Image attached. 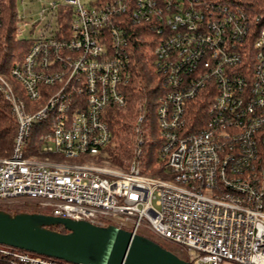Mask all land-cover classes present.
<instances>
[{
	"label": "built area",
	"instance_id": "obj_1",
	"mask_svg": "<svg viewBox=\"0 0 264 264\" xmlns=\"http://www.w3.org/2000/svg\"><path fill=\"white\" fill-rule=\"evenodd\" d=\"M49 4L56 28L32 39L14 81L0 72L18 123L10 153L0 149L9 153L0 205L30 200L39 212L116 225L175 244L195 264H264V2ZM25 25L18 19L17 39ZM141 42L152 45L161 88L154 113L144 102L135 116L123 169L102 155ZM155 127L168 177L144 172ZM31 252L0 244V264H74Z\"/></svg>",
	"mask_w": 264,
	"mask_h": 264
},
{
	"label": "water",
	"instance_id": "obj_2",
	"mask_svg": "<svg viewBox=\"0 0 264 264\" xmlns=\"http://www.w3.org/2000/svg\"><path fill=\"white\" fill-rule=\"evenodd\" d=\"M54 225L67 231L51 228ZM0 244L74 264H195L148 236L116 225L39 211L12 214L0 208Z\"/></svg>",
	"mask_w": 264,
	"mask_h": 264
},
{
	"label": "trees",
	"instance_id": "obj_3",
	"mask_svg": "<svg viewBox=\"0 0 264 264\" xmlns=\"http://www.w3.org/2000/svg\"><path fill=\"white\" fill-rule=\"evenodd\" d=\"M16 2L17 0H1L4 25L0 30V72L11 81H14L9 74L11 67L17 60L24 57L33 43L32 40L17 39L15 36L18 22ZM261 2H264V0H261ZM134 48L137 51V55H135L136 65L133 68L129 83L124 88L128 105L123 108H111L108 115L113 138L103 148L102 158L108 160L114 166L123 164L124 159L133 157L132 148L135 140L132 137V131L135 116L144 102L148 103L150 110L154 113L156 101L159 98V88H161L152 56V45L141 42ZM152 121L156 126L154 115H152ZM17 129L18 123L10 106L0 97V149H7V152L10 153ZM150 137L154 140L151 141L149 148L145 150L144 172L154 176L166 177L165 162L160 157L161 143L156 127ZM9 153H3L0 150V155ZM39 156L46 157L44 155ZM0 208L12 214L20 212L3 206H0ZM51 228L67 231L62 225H54Z\"/></svg>",
	"mask_w": 264,
	"mask_h": 264
},
{
	"label": "rangeland",
	"instance_id": "obj_4",
	"mask_svg": "<svg viewBox=\"0 0 264 264\" xmlns=\"http://www.w3.org/2000/svg\"><path fill=\"white\" fill-rule=\"evenodd\" d=\"M50 0H17L16 6H17V14L18 19L22 20V22H25V28L22 31V34L20 37L22 39L32 40L35 38L40 37L43 33H49L50 31H53L56 28L57 25V19L56 15L53 13L51 6L49 4ZM60 1V0H58ZM46 7V10L42 13L43 7ZM132 137L135 140L134 131H132ZM154 139L150 137V135H147V142H146V148L148 149L151 145V141ZM134 147V146H133ZM133 153V148H132ZM132 158L124 159L123 164L115 165L120 168H127L129 165V162ZM110 165H113L109 163ZM145 170V166H144ZM167 170L165 171L166 174ZM166 177H168L166 175ZM35 201H23V200H17L13 201L12 203H5L1 204L0 206H3L8 209L13 210H19V211H37L36 205L34 204ZM170 248L175 249L176 245L171 244ZM31 254L37 256L39 254L32 253ZM226 264H236L233 262H226Z\"/></svg>",
	"mask_w": 264,
	"mask_h": 264
}]
</instances>
